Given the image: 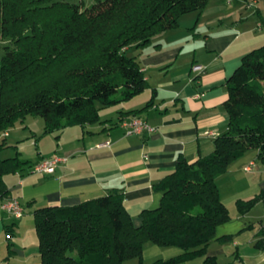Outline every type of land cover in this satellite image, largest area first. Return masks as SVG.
I'll return each mask as SVG.
<instances>
[{
	"label": "trees",
	"instance_id": "obj_1",
	"mask_svg": "<svg viewBox=\"0 0 264 264\" xmlns=\"http://www.w3.org/2000/svg\"><path fill=\"white\" fill-rule=\"evenodd\" d=\"M208 2L95 0L85 9L63 0H0V39L11 43L0 61V137L27 116H41L47 132L91 124L100 120V107L116 103L118 93L123 100L143 93L146 78L128 50L179 27L182 16L203 12ZM242 59L227 81L229 128L216 138L213 153L195 162L180 156L176 169L155 187L163 194L159 207L143 212L139 227L118 193L36 210L41 264H123L141 260L150 242L183 251L151 264L203 255L204 264H217L207 247L216 227L231 219L217 177L251 150L264 163V46ZM22 165L18 157L0 160V194H9L4 174ZM261 199L237 201L238 213Z\"/></svg>",
	"mask_w": 264,
	"mask_h": 264
},
{
	"label": "crops",
	"instance_id": "obj_2",
	"mask_svg": "<svg viewBox=\"0 0 264 264\" xmlns=\"http://www.w3.org/2000/svg\"><path fill=\"white\" fill-rule=\"evenodd\" d=\"M238 1L242 3L209 0L203 12L182 16L179 27L154 36L146 46L130 48L148 85L130 100L118 93L116 103L100 107L99 121L47 132L45 121L34 126L27 116L1 135L0 160L18 157L25 163L3 176V188L21 200L25 215L16 219L0 209V264H41L35 211L46 206L70 207L118 193L134 226H141L142 213L159 207L163 194L155 187L176 169L178 158L195 162L213 153L216 138L229 128L227 81L262 41L244 30ZM198 66L203 69H194ZM134 115L158 131L126 136L121 121ZM106 141L109 145L100 147ZM6 149L16 152L1 157ZM55 155L65 161L54 173L33 171ZM258 161L257 151L251 150L217 177L219 190L223 187L227 194L235 183L246 181L250 187L226 199L221 191L231 219L216 227L206 252L217 264H264V201L245 214L238 213L236 203L264 197V163ZM224 237L228 240H219ZM182 253L179 247L150 242L141 260L151 264ZM204 259L197 256L178 264H204Z\"/></svg>",
	"mask_w": 264,
	"mask_h": 264
},
{
	"label": "rangeland",
	"instance_id": "obj_3",
	"mask_svg": "<svg viewBox=\"0 0 264 264\" xmlns=\"http://www.w3.org/2000/svg\"><path fill=\"white\" fill-rule=\"evenodd\" d=\"M63 1L69 2L71 4L73 3L82 4L85 9L87 7H91L95 3V0H63ZM237 6L240 12V13L238 12V17L241 18L242 20L245 19L243 26L244 30L246 29V31L252 32L254 35H256L257 39L259 38L262 39V41H260L258 44L259 46H257L258 48H256L259 49V47L264 46V0H247V1L242 0V3L238 1ZM10 44L11 43L9 40L0 39V61L5 54V48L9 47ZM28 119L33 123L34 126H38L40 121L43 123L45 121L41 116L39 117L30 116ZM6 133L7 132H4L2 135H6ZM4 151L2 152L1 157L6 155H14L16 152L9 149L8 150L6 149ZM258 162L262 163L260 160ZM242 179H243L242 177H238V181H241ZM247 185L248 184L246 183V181L239 182V183H235L234 187L228 190L229 194H227L226 191H224L223 187L221 191L223 192V195L225 194L224 198L226 199L231 196L233 197V194L234 195L243 194V192L246 191L247 188H250Z\"/></svg>",
	"mask_w": 264,
	"mask_h": 264
},
{
	"label": "built area",
	"instance_id": "obj_4",
	"mask_svg": "<svg viewBox=\"0 0 264 264\" xmlns=\"http://www.w3.org/2000/svg\"><path fill=\"white\" fill-rule=\"evenodd\" d=\"M194 69H203L201 66L195 67ZM121 126H126V123L121 122ZM130 133H125L126 136L128 135H138V132H145L148 134H152L158 131V128L154 127L151 125L149 122H144V123H136V125H131L129 126ZM212 135L213 133L206 132V135ZM106 143L101 144L100 147H106ZM65 159L55 155L53 158L50 159H44L41 161V163L35 165L33 167V171L37 173H49L52 174L55 171V167L57 164L64 162ZM251 164L249 167L246 168V170L250 171L251 170ZM7 196V201L8 205L0 206V209L5 211L6 213L10 214L12 217L18 219L22 218L25 215V207L21 200L18 198H15L13 196H10L9 194H0V197Z\"/></svg>",
	"mask_w": 264,
	"mask_h": 264
},
{
	"label": "bare ground",
	"instance_id": "obj_5",
	"mask_svg": "<svg viewBox=\"0 0 264 264\" xmlns=\"http://www.w3.org/2000/svg\"><path fill=\"white\" fill-rule=\"evenodd\" d=\"M144 122H147V121L145 119L143 120L140 117H133L128 121H123L122 123H126V126H123V127L126 130V133H130L129 126L136 125V123H144ZM143 133L145 132H138V135L143 134ZM132 135H135V134H132ZM132 135H128V136H132ZM4 205H8L7 196L0 197V206H4Z\"/></svg>",
	"mask_w": 264,
	"mask_h": 264
}]
</instances>
